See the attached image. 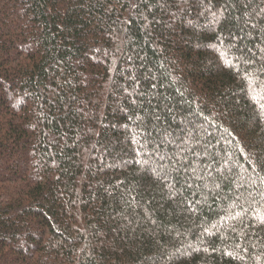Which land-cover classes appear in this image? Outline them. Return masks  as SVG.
Returning a JSON list of instances; mask_svg holds the SVG:
<instances>
[{
  "label": "trees",
  "instance_id": "obj_1",
  "mask_svg": "<svg viewBox=\"0 0 264 264\" xmlns=\"http://www.w3.org/2000/svg\"><path fill=\"white\" fill-rule=\"evenodd\" d=\"M0 264H264V0H0Z\"/></svg>",
  "mask_w": 264,
  "mask_h": 264
}]
</instances>
